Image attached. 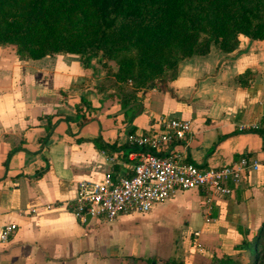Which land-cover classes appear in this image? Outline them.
<instances>
[{
	"label": "crops",
	"instance_id": "obj_1",
	"mask_svg": "<svg viewBox=\"0 0 264 264\" xmlns=\"http://www.w3.org/2000/svg\"><path fill=\"white\" fill-rule=\"evenodd\" d=\"M91 80L75 55L24 60L0 46V232L17 225L0 242V264H210L254 239L264 224V40L242 36L231 53L194 56L166 90L127 106L89 91ZM170 118L192 123L177 147L185 162L220 168L247 156L260 168L229 196L178 191L148 213L77 221L78 182L131 174L130 137Z\"/></svg>",
	"mask_w": 264,
	"mask_h": 264
},
{
	"label": "trees",
	"instance_id": "obj_2",
	"mask_svg": "<svg viewBox=\"0 0 264 264\" xmlns=\"http://www.w3.org/2000/svg\"><path fill=\"white\" fill-rule=\"evenodd\" d=\"M240 36L264 40V0H0V46H15L24 60L86 57V68L90 57L116 58L119 83L149 90L164 80L162 65L174 70L212 44L231 53ZM236 251L210 264H264V224Z\"/></svg>",
	"mask_w": 264,
	"mask_h": 264
},
{
	"label": "built area",
	"instance_id": "obj_3",
	"mask_svg": "<svg viewBox=\"0 0 264 264\" xmlns=\"http://www.w3.org/2000/svg\"><path fill=\"white\" fill-rule=\"evenodd\" d=\"M192 134L190 121L170 118L162 121L159 130L132 135V173L119 175L110 171L101 181H79L69 210L83 225L93 221L112 223L123 214L148 213L178 191L202 190L208 195L229 196L232 186L260 168L258 161L247 156L220 168L187 163L177 147L187 146ZM16 230V224L3 227L0 242L7 243Z\"/></svg>",
	"mask_w": 264,
	"mask_h": 264
},
{
	"label": "rangeland",
	"instance_id": "obj_4",
	"mask_svg": "<svg viewBox=\"0 0 264 264\" xmlns=\"http://www.w3.org/2000/svg\"><path fill=\"white\" fill-rule=\"evenodd\" d=\"M212 50L220 51L221 49L218 45L212 44L209 53H211ZM131 54L137 56L136 52H131ZM77 57L80 59V62L82 64L86 61V57L83 58L82 60L79 56ZM190 58H183L180 61L179 58L177 60V64L179 62V66H176V69L174 70H170L166 66L162 65L161 72H162V79L164 78V80L161 81L160 78L155 79L154 81L155 85H158L160 90H166L168 88V85L174 80L175 76L177 75L180 66L183 65L184 63H187ZM87 69L89 71L90 77L92 78L90 82L91 86L89 87L91 89H89V91L95 92L100 90L101 93L103 94L105 93L106 95H111V96H117V98H119L120 100H124V99L129 100L133 97L139 98L140 94L149 91V89L137 87V80L135 79H129L124 83H119L115 76L118 70L116 58H104L100 60L98 56L90 57V66L87 67ZM154 226L155 224H151L149 227V231L152 237L154 235H157V232L154 231ZM155 232L156 234H154ZM168 237H170L169 234H163L161 236L158 235V238H160L159 240H161L162 238L166 239Z\"/></svg>",
	"mask_w": 264,
	"mask_h": 264
},
{
	"label": "water",
	"instance_id": "obj_5",
	"mask_svg": "<svg viewBox=\"0 0 264 264\" xmlns=\"http://www.w3.org/2000/svg\"><path fill=\"white\" fill-rule=\"evenodd\" d=\"M131 107H139L140 108V113L142 112V105H141V103L136 102V103L132 104ZM131 107H129V108H131ZM129 108L124 109L122 111V113H126Z\"/></svg>",
	"mask_w": 264,
	"mask_h": 264
}]
</instances>
